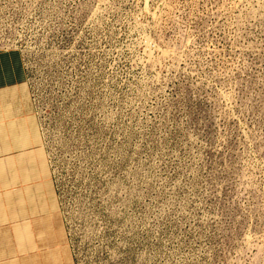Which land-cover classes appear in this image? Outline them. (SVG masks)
Wrapping results in <instances>:
<instances>
[{
    "label": "rangeland",
    "instance_id": "obj_1",
    "mask_svg": "<svg viewBox=\"0 0 264 264\" xmlns=\"http://www.w3.org/2000/svg\"><path fill=\"white\" fill-rule=\"evenodd\" d=\"M78 264H264V0H0Z\"/></svg>",
    "mask_w": 264,
    "mask_h": 264
},
{
    "label": "crops",
    "instance_id": "obj_2",
    "mask_svg": "<svg viewBox=\"0 0 264 264\" xmlns=\"http://www.w3.org/2000/svg\"><path fill=\"white\" fill-rule=\"evenodd\" d=\"M0 264H78L17 48H0Z\"/></svg>",
    "mask_w": 264,
    "mask_h": 264
},
{
    "label": "built area",
    "instance_id": "obj_3",
    "mask_svg": "<svg viewBox=\"0 0 264 264\" xmlns=\"http://www.w3.org/2000/svg\"><path fill=\"white\" fill-rule=\"evenodd\" d=\"M27 65V64H26ZM27 69H28V66H27Z\"/></svg>",
    "mask_w": 264,
    "mask_h": 264
}]
</instances>
